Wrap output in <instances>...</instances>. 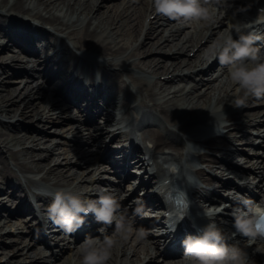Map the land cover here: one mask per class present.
Returning <instances> with one entry per match:
<instances>
[{
	"label": "bare ground",
	"instance_id": "6f19581e",
	"mask_svg": "<svg viewBox=\"0 0 264 264\" xmlns=\"http://www.w3.org/2000/svg\"><path fill=\"white\" fill-rule=\"evenodd\" d=\"M111 1L0 0V183L3 184L1 191H4L6 197H0V211L9 216L4 217L0 213V255L7 256L11 253V258L16 259L13 260L14 264H56L62 260L61 264H80L77 250L72 256L66 255L64 249L52 250L47 239L33 234V226L30 224L35 221L34 214L25 205L19 203L14 212L8 210L6 205L15 204L17 200L14 198L20 197L18 200L23 203L27 197L39 200L41 196L48 208L52 203L51 194L55 190L72 186H75L74 191L85 200L94 199L93 197L96 199V194L101 190L111 193L119 191L103 175L107 169H101L95 163L99 140L103 145L101 151L105 152V140L110 132H100L98 124L96 129H85L87 133H83L81 128L82 123L86 124L97 118H105V122L113 120V114L106 106L113 103L112 107H115L116 99L125 101L119 107L125 113L129 109L141 112V120L136 124L139 134L135 139L130 134L131 140L127 134L124 135L131 145L129 158L122 155L124 151L105 152V162L118 159L113 173L122 175L123 178L135 172L131 168L140 171L141 176L135 179L139 180L142 191L147 183L155 180L163 183L169 181L172 178L170 176H173L172 172H176L177 178L184 174L186 170L181 165V159L186 156L187 162L197 159L207 163L212 170L215 168V176H210L211 180L205 179L217 180L220 186L209 181L208 185L212 190H201L198 193L204 197H218V190L222 188L220 179L228 177L225 174L227 170L221 166H228L229 169L233 167L222 160L231 154L236 159L240 155H246V149L234 146L236 136H228L231 145H227L229 138L222 139L230 130H241L245 126L230 124L229 119L222 117L227 105L234 106L235 102H231L237 95L238 87L233 86L228 70H223L222 67L215 69L217 59L210 62L214 46L221 35L229 25L237 24L228 14L225 17L222 15L221 1L219 11L209 13L208 18L192 23L190 32H185L178 26L177 21L180 19L173 20L158 15L152 6V0H133L126 8L122 7L123 2ZM234 2L242 6V10L264 21V0ZM225 19H229V22ZM142 32H145V37L138 47L135 44ZM12 46L38 58L34 65L38 68L34 70V66H27L14 59L12 55L16 51L9 50ZM137 48L142 51L143 59L132 60L131 52ZM4 50L7 53L1 54ZM43 53L47 54L46 57H41ZM62 55H67L69 61L74 58L75 64L82 66L90 61L100 71L96 80L91 75L86 86L80 83L81 90L72 98L59 89L61 83L57 82L61 81L59 75L62 74L58 67L64 61L62 57L57 61L56 57ZM189 81L195 84L189 86ZM22 83L21 91L25 94L20 92L13 97ZM73 84L79 83L75 81ZM90 85L91 90L95 89V94L83 107ZM228 86H233L230 91L226 90ZM89 94L92 95L90 92ZM97 100L102 101L101 106H98ZM223 100L225 102L220 111L221 106L218 104ZM67 102L84 114L82 123L75 120V115L71 112L72 105L69 106ZM245 105L249 103L245 102L243 107ZM19 109L23 118L28 115V111L35 115L40 113L35 125L37 128L26 127L18 120L13 121ZM115 110L116 108L113 109ZM243 110L241 108L236 111ZM233 113L230 112L227 117ZM255 114L257 113L244 111L240 118L232 120L243 117L249 119V124L255 123L258 121ZM262 116L260 122L264 131V115ZM150 125L160 127L163 134L146 128ZM54 127H60L59 131L62 132ZM89 132L99 137L95 139ZM211 133L216 134L205 136ZM122 134L119 131L117 137L112 138H121ZM238 136L242 138L240 144L249 146V136L243 133ZM261 138L264 144V136ZM137 141L141 142V148ZM196 148L214 150L218 157L209 158L206 153L194 150ZM262 149L264 150V146ZM61 156L65 159H61ZM75 157L76 160H73ZM121 161L122 165L128 161L129 174L120 166ZM172 162L180 165L178 170H174L175 167L172 169ZM220 162L223 164L218 166ZM165 164H172L169 167L171 170H166L163 167ZM153 169L157 171L155 176ZM217 169L221 171L218 172ZM258 169L259 173L261 169L264 171L262 164ZM40 174L43 175L36 179L35 176ZM261 179L264 182V177ZM129 185L130 183L125 192L132 191L131 196L135 189ZM35 188H41L40 192L43 193H38ZM148 198L149 201L155 200L153 196ZM122 211L126 212L127 221L130 222L128 209ZM24 214L28 215L27 219L30 218V221L19 218ZM84 220L87 222L86 217ZM22 225L28 231L19 230ZM44 225L49 239L55 237V240L66 241L57 227L53 229L54 223L48 217ZM107 229V234L112 233L116 240L107 264H159L158 257L152 258L146 248L138 247L140 243L136 241L135 231L131 229L125 234H116L115 225ZM24 234L32 242L23 244L27 240ZM130 234L131 240L136 241V246L129 242ZM38 242L49 247L50 258L46 259V253L38 250ZM248 255L255 264H264L253 250H249ZM23 257L29 260L21 261Z\"/></svg>",
	"mask_w": 264,
	"mask_h": 264
},
{
	"label": "clouds",
	"instance_id": "9594fccd",
	"mask_svg": "<svg viewBox=\"0 0 264 264\" xmlns=\"http://www.w3.org/2000/svg\"><path fill=\"white\" fill-rule=\"evenodd\" d=\"M216 2L219 3L220 0ZM206 3L207 0H152V6L158 15L173 20L208 18L209 12L203 6ZM260 39L254 32L245 33L244 26L232 24L214 46L213 57L218 59L222 67L227 68L229 78L243 93L235 100L237 106H242L249 96L264 97V56L254 46ZM219 110L222 111V106ZM74 187L59 188L51 194L52 203L47 208V217L66 233H74L83 227L84 217L92 214L101 227L97 229L99 235L86 234L78 246L80 264H107L116 244L113 236L107 234V228L115 225L116 234H125L130 229L126 212L121 210L115 193L101 190L96 194V199L85 200L74 191ZM241 202L245 204V208L234 209L233 227L244 237H254V219L264 216V207H249L251 202L247 200ZM220 211L222 207L207 208L204 214L210 222L196 235H187L182 240L183 264H255L241 247L227 243V237L214 221L215 215ZM138 235L143 238L146 233L141 229Z\"/></svg>",
	"mask_w": 264,
	"mask_h": 264
},
{
	"label": "rangeland",
	"instance_id": "374dc122",
	"mask_svg": "<svg viewBox=\"0 0 264 264\" xmlns=\"http://www.w3.org/2000/svg\"><path fill=\"white\" fill-rule=\"evenodd\" d=\"M117 1H119V2H123V5H122V7H124V8H126V7H128L130 4H131V1H133V0H112L111 1V3H113V2H117ZM130 1V2H129ZM129 2V3H128ZM121 8V7H120ZM122 9V8H121ZM192 20L193 19H191V20H189V19H182V20H180V21H178L177 22V24H178V26L179 27H181L182 29H184V31L185 32H190L191 31V25H192ZM46 27H44V29H45ZM144 38V35H140L139 37H138V39H137V41H136V44L135 45H138L139 44V42H140V40H142ZM135 40H136V38H135ZM139 47V46H138ZM142 51L141 50H139L138 48L136 49V50H133L131 53H133V58H132V60H138V59H143V55H142V53H141ZM94 57V56H93ZM97 57V56H96ZM190 83V85L189 86H192L194 83L192 82V81H189ZM23 87V83H22V85L20 86V88L15 92V94L13 95V97H15V96H18L19 95V93L20 92H22L21 94H25V93H23V91H21V88ZM20 94V95H21ZM119 101H120V103H119ZM122 102H124V100L123 99H116V102L115 103H117V104H121ZM111 105V104H110ZM20 111H21V109H19L18 110V112L16 113V117H15V120H13V121H16V120H18V122H21L24 126H26V127H33L34 126V128L36 127L35 125H37V118L39 117V114L38 115H35V113L34 112H30V111H28V115L27 116H25L24 118L23 117H21V114H20ZM138 113V112H137ZM78 115V114H77ZM134 115V114H133ZM37 128V127H36ZM54 128H56L57 129V131L58 132H62V131H59V128L60 127H54ZM31 131V130H30ZM25 133H27L28 134V132H25ZM31 133V135H33V133L32 132H30ZM71 156L72 155H70L69 156V158H71ZM62 158L61 159H65V158H63L64 156H61ZM73 160H76V157L75 158H73ZM106 176H108V173L106 172V173H104ZM3 186V184H1L0 183V188ZM0 196H1V194H0ZM28 242V241H27ZM38 250L40 251V249L38 248ZM47 255H49V251H47ZM19 258V257H18ZM45 258H48V256L47 257H45ZM13 260H16V259H13V258H11V253L10 254H8L7 256H5L4 254H1L0 255V264H14V261ZM22 260H24V261H28L29 259H24V257H23V259H21V261ZM51 260L53 261V259L51 258ZM5 262H8V263H5ZM62 262H63V260H62ZM62 262H57L56 264H61ZM22 264L24 263V262H21Z\"/></svg>",
	"mask_w": 264,
	"mask_h": 264
}]
</instances>
